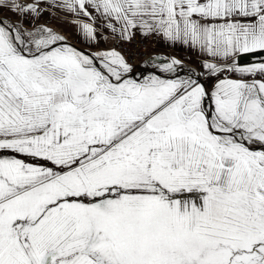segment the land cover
<instances>
[{
  "label": "snow or ice",
  "instance_id": "1",
  "mask_svg": "<svg viewBox=\"0 0 264 264\" xmlns=\"http://www.w3.org/2000/svg\"><path fill=\"white\" fill-rule=\"evenodd\" d=\"M0 264H264V0H0Z\"/></svg>",
  "mask_w": 264,
  "mask_h": 264
},
{
  "label": "crops",
  "instance_id": "2",
  "mask_svg": "<svg viewBox=\"0 0 264 264\" xmlns=\"http://www.w3.org/2000/svg\"><path fill=\"white\" fill-rule=\"evenodd\" d=\"M5 15H7V13H5ZM72 19H73V16L71 14L63 13V11L61 10V12L59 14L46 13L42 17L40 22L41 23L49 22L50 26L55 27L58 31H61L63 34H65L72 43H75L78 46L88 50L89 49V42H87L84 39L82 34L79 32V30L72 24ZM104 35L108 36V32H105ZM114 43H115V40H113L111 37H109L106 40H101L99 42V47L100 48L112 47ZM158 43L159 42L157 41V44H155V46L153 48L152 55L185 57L186 59H190L193 61L196 59V58H191L189 56L177 55L175 53H174V55H163L162 51L167 52V53H170V51L171 52H180L182 50V48L181 47H176V48L168 47L166 45V42H164L162 46H160V43L159 44ZM94 48H95V46H93L92 50H94Z\"/></svg>",
  "mask_w": 264,
  "mask_h": 264
},
{
  "label": "built area",
  "instance_id": "3",
  "mask_svg": "<svg viewBox=\"0 0 264 264\" xmlns=\"http://www.w3.org/2000/svg\"><path fill=\"white\" fill-rule=\"evenodd\" d=\"M114 46L128 56L131 63L140 64L143 67V60L153 53L155 38L151 36L144 38L136 34L130 42L116 40Z\"/></svg>",
  "mask_w": 264,
  "mask_h": 264
},
{
  "label": "rangeland",
  "instance_id": "4",
  "mask_svg": "<svg viewBox=\"0 0 264 264\" xmlns=\"http://www.w3.org/2000/svg\"><path fill=\"white\" fill-rule=\"evenodd\" d=\"M155 38V37H154ZM116 41V40H115ZM157 41L160 43V46H162L163 45V41H160V40H157L156 38H155V44H157ZM158 43V44H159ZM115 44V43H114ZM114 44H113V46H114ZM162 53H163V55H174V53L175 54H177V55H182V56H189V57H191V58H196V54L193 52V51H190V50H188V49H184V48H182V50L180 51V52H171L170 51V53H167V52H163L162 51Z\"/></svg>",
  "mask_w": 264,
  "mask_h": 264
},
{
  "label": "water",
  "instance_id": "5",
  "mask_svg": "<svg viewBox=\"0 0 264 264\" xmlns=\"http://www.w3.org/2000/svg\"><path fill=\"white\" fill-rule=\"evenodd\" d=\"M73 44H75V43H73ZM78 48H82V47H80V46H78L77 44H75ZM82 49H84V48H82ZM85 50H87V49H85ZM137 75H139V73L137 74Z\"/></svg>",
  "mask_w": 264,
  "mask_h": 264
},
{
  "label": "trees",
  "instance_id": "6",
  "mask_svg": "<svg viewBox=\"0 0 264 264\" xmlns=\"http://www.w3.org/2000/svg\"><path fill=\"white\" fill-rule=\"evenodd\" d=\"M248 59H251L250 57H245L244 60H248Z\"/></svg>",
  "mask_w": 264,
  "mask_h": 264
}]
</instances>
